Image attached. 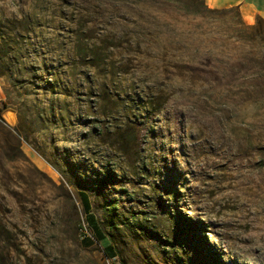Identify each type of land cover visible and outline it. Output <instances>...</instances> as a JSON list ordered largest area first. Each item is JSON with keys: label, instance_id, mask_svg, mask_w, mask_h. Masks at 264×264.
Here are the masks:
<instances>
[{"label": "rangeland", "instance_id": "374dc122", "mask_svg": "<svg viewBox=\"0 0 264 264\" xmlns=\"http://www.w3.org/2000/svg\"><path fill=\"white\" fill-rule=\"evenodd\" d=\"M77 3L0 0V264H264V20Z\"/></svg>", "mask_w": 264, "mask_h": 264}, {"label": "crops", "instance_id": "0c3cea01", "mask_svg": "<svg viewBox=\"0 0 264 264\" xmlns=\"http://www.w3.org/2000/svg\"><path fill=\"white\" fill-rule=\"evenodd\" d=\"M211 9L237 8L248 23L253 24L257 18L264 20V0H205Z\"/></svg>", "mask_w": 264, "mask_h": 264}, {"label": "trees", "instance_id": "16d2710c", "mask_svg": "<svg viewBox=\"0 0 264 264\" xmlns=\"http://www.w3.org/2000/svg\"><path fill=\"white\" fill-rule=\"evenodd\" d=\"M22 4V6H28V7H45V6H56V7H73V6H76L78 3V1H81L82 3L84 4H89L92 0H19ZM84 10H88V9H84ZM68 18V17H66ZM82 20V21H85L87 23H90V22H94L96 21V19L89 15V14H83L81 16H72V20ZM261 19V18H259ZM85 205V208H87V203L84 204ZM90 220L92 222H94V217H90Z\"/></svg>", "mask_w": 264, "mask_h": 264}, {"label": "bare ground", "instance_id": "6f19581e", "mask_svg": "<svg viewBox=\"0 0 264 264\" xmlns=\"http://www.w3.org/2000/svg\"><path fill=\"white\" fill-rule=\"evenodd\" d=\"M10 112H7L6 114V117L9 118L10 121H15V117L12 116V115H9Z\"/></svg>", "mask_w": 264, "mask_h": 264}, {"label": "built area", "instance_id": "2783aa9c", "mask_svg": "<svg viewBox=\"0 0 264 264\" xmlns=\"http://www.w3.org/2000/svg\"><path fill=\"white\" fill-rule=\"evenodd\" d=\"M107 262H108V264H113V263H111V259L110 258H107Z\"/></svg>", "mask_w": 264, "mask_h": 264}]
</instances>
